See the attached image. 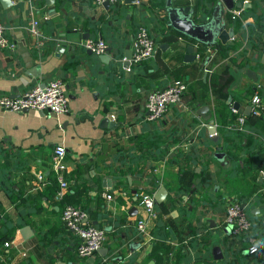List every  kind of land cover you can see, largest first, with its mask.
<instances>
[{
  "label": "crops",
  "instance_id": "1",
  "mask_svg": "<svg viewBox=\"0 0 264 264\" xmlns=\"http://www.w3.org/2000/svg\"><path fill=\"white\" fill-rule=\"evenodd\" d=\"M216 1L172 4L187 5L190 17L202 22ZM231 2L222 13L229 37L208 45L169 25L164 0H116L108 7L94 0L0 3L4 33L15 44L12 51L0 49V95L60 78L67 96L63 112L0 107V264H147L150 259L152 264H264V115L244 112L253 91L264 105V51L254 59L264 43V0ZM238 7L240 13L231 18ZM31 19L37 33L29 29ZM138 25L147 28L156 49L126 69L124 50ZM86 38L105 42L101 53L107 62L82 46ZM188 43L195 56L184 61ZM173 78L186 83L180 99L160 117L147 119V91ZM240 113L256 131L235 141L236 130L243 129L236 124ZM56 144L65 148L67 186L61 197L50 164ZM190 148V157L177 155ZM215 151L222 156L215 157ZM160 186L165 194L157 202ZM143 191L153 197L150 215L138 202ZM228 198L250 213L251 226L239 235L233 253L222 226ZM64 202L80 205L86 221L105 232L89 255L75 252L77 237L60 218ZM140 217L142 233L135 226ZM23 226L29 232L23 234ZM251 243L256 250L248 252ZM215 245L219 258L211 252ZM164 246L170 248L166 254Z\"/></svg>",
  "mask_w": 264,
  "mask_h": 264
},
{
  "label": "built area",
  "instance_id": "2",
  "mask_svg": "<svg viewBox=\"0 0 264 264\" xmlns=\"http://www.w3.org/2000/svg\"><path fill=\"white\" fill-rule=\"evenodd\" d=\"M96 3H101L103 0H94ZM114 2L116 0H109ZM246 1V0H241ZM241 11V8H235L230 11V17L234 18ZM30 31L37 33V25L34 19H31ZM14 42L9 39L3 30V25L0 21V49L12 51ZM82 46L94 53L104 51L106 44L102 39L86 38L82 41ZM131 55L129 64L125 67L129 69L132 64H135L143 59L151 57L156 49V44L151 37L147 28L143 25H138L133 33L130 42ZM205 67V66H204ZM205 69H207L205 67ZM210 70V69H209ZM186 88V83L181 78H173L163 87L151 88L145 95L144 107L146 110V118L149 120L156 119L166 110L168 104L176 102L180 99ZM249 112L251 115H264V105L259 94L253 91L249 97ZM0 107L10 111H21L27 108L47 109L53 112H63L67 109V96L63 89V82L60 78H51L42 85L35 84L29 89L16 95L1 94ZM234 112L236 108L230 107ZM109 117L114 120L113 113ZM244 115L238 114L236 124L238 128H242ZM65 148L63 145L56 144L52 148L50 156V164L54 173V177L58 183L56 194L61 197L64 188L67 186V181L64 178L63 171L66 164L64 160ZM262 172V170H259ZM37 177L41 180L42 175ZM106 196H109L107 194ZM138 202L144 211L150 215L153 213V197L148 192L138 193ZM60 218L66 228L70 229L77 237L75 252L79 257H84L97 250L104 240L105 232L103 228L95 226L86 221L85 210L75 203L64 202ZM135 226L139 233L145 230V220L138 218L135 221ZM222 226L227 227V233L231 237L240 235L242 232L249 230L250 220L245 215V212L236 198H228L224 205L222 216ZM6 244V241L3 242ZM256 250V245L251 243L247 247L248 252Z\"/></svg>",
  "mask_w": 264,
  "mask_h": 264
},
{
  "label": "water",
  "instance_id": "3",
  "mask_svg": "<svg viewBox=\"0 0 264 264\" xmlns=\"http://www.w3.org/2000/svg\"><path fill=\"white\" fill-rule=\"evenodd\" d=\"M222 1H223V5L219 0L215 2V4L212 7L211 14L207 20L202 22H195L193 18L190 17L192 11L187 5L175 6L172 4V0H164V6L167 14L168 23L174 30L182 33L183 35L190 37L192 40H195L198 43L204 45L212 44L216 38L219 39L221 42H224L229 37L231 30L230 29L226 30L223 27L224 25V17L222 15L224 11L223 6L231 7L232 2L231 0H222ZM0 3L2 6H7L11 4V0H0ZM102 3L103 5L108 7L109 0H103ZM235 4L239 5L240 2L236 1ZM192 50H193V44L192 43L186 44L183 54L184 61H189L194 58L195 54L192 52ZM130 55H131V49L130 48L125 49L122 60V65L124 67H126L129 64ZM97 56L104 62H107L108 60V56L105 53H99ZM262 57H264V55H262ZM246 73L252 80H256V75L253 70L248 68L246 69ZM234 104L235 103H233V106H235ZM249 109H250V105H247L244 112L248 113ZM207 128L210 134V138L213 141H216L218 135L215 133L214 125L212 123H209L207 124ZM215 148L216 150H219L220 146L217 145L215 146ZM214 156L220 157L222 156V152L215 151ZM164 194H165V188L163 186H160L157 192L154 194L155 201L157 202L161 201ZM241 206H243V203L241 204ZM251 211H253V209ZM208 221L210 222V224L213 223L211 219H208ZM29 230L30 229L28 226H23L20 229V231L23 234L29 232ZM226 231H228L227 227H226ZM211 252L214 258H219L221 256L219 252V248L216 245L211 248ZM152 263H153L152 259H150L147 262V264H152ZM55 264H65V263L61 260H57Z\"/></svg>",
  "mask_w": 264,
  "mask_h": 264
},
{
  "label": "trees",
  "instance_id": "4",
  "mask_svg": "<svg viewBox=\"0 0 264 264\" xmlns=\"http://www.w3.org/2000/svg\"><path fill=\"white\" fill-rule=\"evenodd\" d=\"M248 44V43H247ZM264 51V43L261 44V46L259 47V51H257L256 55L254 56V59L255 60H259L260 58V54L261 52ZM245 117V115H244ZM243 126V129L242 130H236L235 134H237V136L235 137V141L239 139V135L243 132L249 134V133H253L256 131L255 127H253L252 125H249L247 123H244L242 124ZM256 139V138H254ZM177 155H182V156H187V157H190L192 155V149L190 148L187 153H184L182 152V150L178 151L177 152ZM208 155V154H207ZM207 157V156H206ZM176 157L175 156H172V157H169V162L170 161H173ZM209 158V156H208ZM231 165L233 166V168H237L238 166V163L236 162V159L233 158V155H231ZM247 218L249 219V216H250V213H249V210L248 209H245L244 210ZM249 215V216H248ZM250 220V219H249ZM251 226V225H250ZM253 229V228H252ZM231 237V236H230ZM238 239H239V235L235 236V237H231L229 240H228V245L231 246V249H230V252L233 253L234 250L236 249V246L234 244H236L238 242ZM168 251H170V248L168 246H164L163 249H162V252L163 254H166Z\"/></svg>",
  "mask_w": 264,
  "mask_h": 264
}]
</instances>
